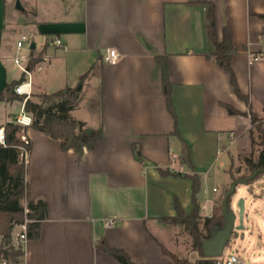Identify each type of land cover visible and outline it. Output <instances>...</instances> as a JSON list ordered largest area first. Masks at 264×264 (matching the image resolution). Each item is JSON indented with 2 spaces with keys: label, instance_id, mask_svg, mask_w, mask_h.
<instances>
[{
  "label": "crops",
  "instance_id": "obj_1",
  "mask_svg": "<svg viewBox=\"0 0 264 264\" xmlns=\"http://www.w3.org/2000/svg\"><path fill=\"white\" fill-rule=\"evenodd\" d=\"M21 3L26 15L17 18L11 0H0V92L22 77L32 81L34 96L81 86L71 116L103 136L79 155L43 131L22 129L30 140L22 160L28 197L43 199L47 213L37 238L19 239L16 228L25 224H16L8 244L0 235V247L21 249V264H124L98 246L101 238L138 264H180L162 245L192 262L202 258L182 225L160 221L176 214L175 197L192 213L193 181L159 168L199 174L202 216L211 215L232 179L230 167L221 171L218 163H229L227 157L231 166L240 145L251 147L250 116L230 114L225 104L264 115V0H66L47 13ZM203 3L214 6L219 37L224 28L230 33L237 49L231 64L251 108L235 93L230 73L204 54ZM18 30L36 44L23 54L30 75L14 60ZM56 35L62 45L53 42ZM110 49L120 55L116 63L105 59ZM157 56H167L174 113ZM23 105L0 102V129L16 123ZM176 126L193 169L182 160ZM216 176L221 188L211 184ZM255 196L264 198V187ZM4 261L13 259L0 253Z\"/></svg>",
  "mask_w": 264,
  "mask_h": 264
},
{
  "label": "trees",
  "instance_id": "obj_2",
  "mask_svg": "<svg viewBox=\"0 0 264 264\" xmlns=\"http://www.w3.org/2000/svg\"><path fill=\"white\" fill-rule=\"evenodd\" d=\"M203 4L206 7L207 39V49L204 54L207 57L215 56L220 66L230 73L235 93L251 108L250 97L241 91L231 64L232 56L237 52V49L232 41L230 33L227 28H224L222 38L219 37L214 6L211 3ZM259 16L264 19V14H259ZM156 59L162 68L164 94L167 104L169 109L174 113L172 82L169 76L167 56H157ZM85 76L86 74L82 76V79ZM21 81H23V77L7 83L4 90L0 92V102L12 101L15 99L23 100V96L14 91L15 86ZM32 96L25 102V109L32 113L33 116L31 127L47 133L52 139L59 140L64 150L74 148L79 155L84 153L85 148H95L97 141L103 136V131L101 129H89L85 127V122L76 120L71 116V111L78 104L80 97V90L78 87H66L52 93H40L36 95L40 96L42 98L41 100L32 99ZM225 106L230 114L250 116L252 122V128L250 129L251 145L253 147L255 143L254 128L256 127L259 132L261 150L257 159H254L251 155V157L246 158V163L251 171L264 168V129L262 128L261 118L252 110L243 112L233 105L225 104ZM22 129L23 127L18 123H7L4 129L5 143H0V235L3 236L4 244H8L16 224H25L27 228V237L37 238L39 236L40 222L45 218L47 213V203L43 199L34 200L29 198L27 202V213H25V207L22 204V199L28 196V185L25 176L26 167L20 157L19 149V146L23 144L22 139L18 136ZM176 133L182 140V160L190 169H193L194 165L191 159L190 146L182 138L177 126ZM28 147L30 148V144ZM137 154L138 158H143L141 153ZM159 170L164 176L174 174L192 179V213L187 214L178 197H175L176 214L160 217V221L166 224H180L189 230L193 237V248L198 250L202 255V241L210 238L213 229L223 226L225 222V218L222 214V205L219 207L220 212L214 207L211 215L204 217L202 230L199 225L201 206L198 201V193L202 182L200 175L197 173H179L161 167ZM262 175H264V171L260 172L254 180L260 178ZM254 180L250 181V183ZM219 219H222L223 224L218 223L217 220ZM97 244L124 264H138L132 261L124 250L110 247L104 238L99 239ZM162 249L180 264H216L219 258L205 257L202 255V258L192 262L188 259L180 258L176 253L168 250L164 245H162ZM0 253L16 261L17 257L23 254V251L21 249L10 250L2 246L0 247Z\"/></svg>",
  "mask_w": 264,
  "mask_h": 264
},
{
  "label": "rangeland",
  "instance_id": "obj_3",
  "mask_svg": "<svg viewBox=\"0 0 264 264\" xmlns=\"http://www.w3.org/2000/svg\"><path fill=\"white\" fill-rule=\"evenodd\" d=\"M26 2L28 6H36L39 9H41L43 12L47 13L48 11L54 10L59 6L58 3H65L66 0H11V12L10 14L14 17H20V16H25L26 12L24 10L18 9L17 8V2ZM22 5V3H21ZM27 8L26 5H22ZM22 31H19L16 33L13 42L15 45V50H14V56L15 55H20L21 53L24 54L28 49L25 44L24 47L18 48L16 46L17 40H19L22 36ZM20 71V70H19ZM18 71V72H19ZM250 97V96H249ZM32 99L35 100H41L42 98L40 96H32ZM251 99V98H250ZM253 99V98H252ZM251 99V100H252ZM250 100V101H251ZM252 103V101H251ZM254 108H258V103L255 101L254 102ZM19 112V111H18ZM261 118V124L262 128L264 129V115L260 116ZM22 135L24 134V131L21 130ZM254 138H255V143L252 147H246L243 145H240V147L235 151V155L233 156V162L231 166L229 165L231 162V159L225 158L228 160L229 163L221 162L218 163L219 167L222 170V168H229L230 167V173L232 175L231 181L223 187L221 193L217 195L215 199V206L217 208V211L220 212V205H222L223 201V196L224 193L230 188L232 181L235 178L243 177V176H248L251 174V170H249L247 163H246V158L253 156L254 159L258 158V154L261 150V146L259 144L260 138H259V132L257 131L256 127L254 128ZM22 139V138H21ZM23 141V140H22ZM253 151V153H252ZM224 157V156H223ZM262 175L261 177H263ZM254 180V179H253ZM217 185L219 188H221V181H220V176H216L215 179L212 178L211 184ZM253 185L252 191L250 189V186ZM264 187V178L261 179H256L253 182L249 184H240L238 185V190L233 196V205L235 207L236 212H238L237 208V203L239 201L240 197L245 198V215H244V221L243 229H238L234 231L232 238L230 239V242L226 245L224 249V253L221 256L222 259L226 260L232 253H237L239 254L244 260L246 264H264V198L263 197H258L255 196V194L261 193V188ZM29 200L28 196H25L22 199V204L25 207V213H27V202ZM201 206V204H200ZM200 215L201 218H199V225L200 228L203 230V222H204V216H202V206L200 208ZM218 223L223 224L222 219L217 220ZM239 223V216L237 219V224ZM219 224V225H220ZM22 227V226H21ZM20 225L16 228V231L18 233L23 232L26 230L25 226L21 228ZM22 229V231H21ZM183 232H186L187 234V241L190 239V236L193 241L192 234L187 230L186 228H182ZM15 231V232H16ZM189 243V242H187ZM192 246V242L189 243V247ZM188 247V248H189ZM191 248V247H190ZM20 257V256H18Z\"/></svg>",
  "mask_w": 264,
  "mask_h": 264
},
{
  "label": "built area",
  "instance_id": "obj_4",
  "mask_svg": "<svg viewBox=\"0 0 264 264\" xmlns=\"http://www.w3.org/2000/svg\"><path fill=\"white\" fill-rule=\"evenodd\" d=\"M53 42L56 45L63 44L61 37L57 35L54 36ZM25 44L27 46V49L30 50L32 42L30 38L28 37V35L23 34L21 38L17 41V46L18 48H22L25 46ZM27 58H28L27 56L20 54L16 56L14 60H15V63L20 66V68L25 74L30 75L29 69L27 68L26 65L23 64V61L26 60ZM119 58H120V55L115 49H110L105 56L106 61H108L109 63H116L119 60ZM14 91L17 94L22 95L24 98L23 99L24 105L22 109L20 110L19 115L17 116L16 123L20 124L23 128L31 126L33 123L32 113L28 112L25 109V102L27 101L28 98L32 96V81L30 80V78L24 79L23 81L18 83L15 86ZM22 140H23V144L19 146L20 156H21V159L24 162H26L28 159V154H29L28 146L30 144V140L25 135H22ZM0 142L5 143V132L3 128L0 129ZM27 211H28V208H27ZM25 228H26V225H25ZM18 236H19V239L25 240L27 238V228L23 232L19 233ZM19 256L20 257H17L16 261H4L3 264H21L24 259V255L22 254ZM216 264H246V263H245V260L239 254L232 253L226 260L219 257Z\"/></svg>",
  "mask_w": 264,
  "mask_h": 264
},
{
  "label": "water",
  "instance_id": "obj_5",
  "mask_svg": "<svg viewBox=\"0 0 264 264\" xmlns=\"http://www.w3.org/2000/svg\"><path fill=\"white\" fill-rule=\"evenodd\" d=\"M17 8L23 9L20 1L17 2ZM36 44L33 42L31 49H34ZM81 86L78 87L80 89ZM264 168H258L251 172L247 177L235 178L230 188L224 193L222 201V214L225 218V222L221 227H215L213 229L210 238L202 241V255L205 257H221L224 253L226 245L230 242L234 231L243 229V221L245 215V198L240 197L237 203L238 212L232 203L233 196L238 190V185L249 184L250 181L255 179L260 172H263ZM239 216V223L237 219Z\"/></svg>",
  "mask_w": 264,
  "mask_h": 264
}]
</instances>
